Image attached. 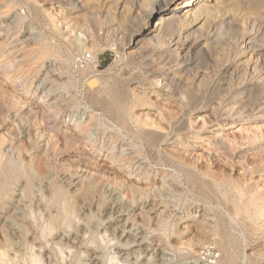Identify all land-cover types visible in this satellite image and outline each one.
Wrapping results in <instances>:
<instances>
[{"label": "bare ground", "instance_id": "1", "mask_svg": "<svg viewBox=\"0 0 264 264\" xmlns=\"http://www.w3.org/2000/svg\"><path fill=\"white\" fill-rule=\"evenodd\" d=\"M8 1H1L0 16L8 17L12 13L14 7L8 5ZM186 1L181 7L179 0H65V4L71 7L66 14L62 8L43 12L55 34L78 42V51L87 62L84 69L76 71L79 76L88 78L78 91L81 99H88L91 103V106H87L88 103L84 106L83 115L87 110L92 109L91 112L96 113L99 109L103 111L104 118L98 113L83 121V115L76 116L79 101L74 102L68 105L72 109L69 123L77 118L76 130L63 131L57 123L56 114L68 113L65 108L54 104L47 111L37 107L31 109V106V111L35 112L31 118L37 123L33 125L37 128L32 129V124L20 114L13 117L10 112H5L14 105L13 101V104L9 101L11 96H8L9 100L1 97L0 127L5 133L0 136V210L14 205L15 214L2 220L4 237H0V264H73V261L78 264H124L130 261L132 253L125 250L138 242L132 230L135 228L146 233L152 220L144 212L147 200L174 197L164 185L169 176L198 200L211 205L208 211L214 212L217 223L213 229L201 228L191 221L179 227V222L170 223L169 217L162 214L159 219L162 222L158 221L162 232L155 230L160 232L158 240L164 248L155 254L139 248L135 254L136 263L147 254L155 264H162L169 256L167 252L182 248L197 254L196 249L200 245L206 248L208 238L215 237V249L220 254L207 255L209 260L215 259L217 264H264V157L257 156L254 162L248 161L251 169L247 173L243 167V177L234 176L230 169L240 151L264 149L262 127L252 126L264 120V113L259 111L264 108V0ZM79 12L83 13L81 16L84 19L91 16L97 22L104 18L111 25L118 20L125 25L135 15L133 18L136 21L132 20L136 29L117 36L108 46L115 52L135 46L142 69L139 68L136 74L126 71L137 66L138 61L134 57L124 59L122 56L118 63L124 67L121 70L122 79L108 76L103 81L99 78L103 75L97 68L96 42L90 41L92 36L83 34L84 30L81 31V28L79 31L75 22L72 23ZM16 21L17 17L10 26ZM4 47L5 44L0 42V52ZM42 51L43 58L49 51L46 48ZM15 54V49L10 52L8 64L15 60L10 57ZM76 59L77 56L68 53L64 61L72 65L76 64ZM114 66L107 71L110 73ZM202 88H205L204 93H200ZM46 93L51 94V91ZM7 106L8 109L5 108ZM146 107L156 110L160 118L153 120L146 114L145 120L135 117L137 109ZM53 110L55 113H50ZM11 117H16L15 127L8 126ZM52 124L55 126H50ZM106 126L116 133L113 140L110 139L111 147L121 139V143L126 142L125 145L115 148L123 150L126 146L136 149L135 157L120 159L122 165L140 163L139 159H142L148 165L139 169L137 175L149 174V178L153 174L150 166L160 167L161 170L155 173V179L160 173L158 181L144 186L136 180L131 182L118 171L112 183L116 188L110 191L104 184L108 182L105 178L101 183V179H91L86 174L79 176L80 170L93 172L85 165L88 160L83 161L82 154L90 146L84 143L83 136H92L96 128L100 131L97 137L102 140ZM231 129L237 131H225ZM182 135H192L195 140L205 137L206 141L213 142L221 155L209 151L205 159L212 165L217 162L225 169L218 172L210 168H196L186 161L179 149L168 151L165 148L167 145L183 148ZM23 138L27 140L23 141ZM43 138L44 143H41L39 140ZM91 145L97 152L102 150L94 143ZM67 155L76 158L74 162L70 159L72 164L63 163ZM126 186L128 192L121 194V188ZM156 186L157 193L152 195L151 190ZM15 198L18 200L15 201ZM137 207L142 211L139 216L136 214ZM104 212H107V219L103 216ZM125 213L127 218L122 222L115 220L111 230L108 225L101 230L107 221L111 224L116 215ZM16 214L19 216L15 219ZM244 229L247 231L244 232ZM188 233L194 234V237L185 241V234ZM147 237L144 236L141 241ZM254 238L258 241L256 246L252 245ZM101 242L109 249H121L114 254L102 253L105 248ZM21 247H24L25 253H22ZM124 256L126 262L124 260L123 263Z\"/></svg>", "mask_w": 264, "mask_h": 264}, {"label": "rangeland", "instance_id": "2", "mask_svg": "<svg viewBox=\"0 0 264 264\" xmlns=\"http://www.w3.org/2000/svg\"><path fill=\"white\" fill-rule=\"evenodd\" d=\"M1 1L5 2L6 0H0V4H2ZM64 1L65 0H61V1L60 0H40V1L39 0H28V1L27 0H9L8 2H6V3H8V5L10 4V6H13L14 8H13L12 13L8 17H3L4 15L0 16V22L4 21L3 24L2 23L0 24V42L1 43L3 42L5 44V47L3 49H1V52H0V57L2 56L0 58V70H1L0 71V86H1L0 87L1 88L0 89V91H1L0 92L1 93L0 99H2L1 98L2 96L5 98L7 97V99L9 98L8 96H11L9 98L10 100L9 99L8 100L10 102L13 101L14 105H12L11 109L9 107V109H10L9 111L7 110L8 106L5 107V108H7V109H4V110H7L5 112H7L8 114L10 112V114H12L11 116H13V117L17 113L20 114L21 115L20 117L23 116V118H25V120L28 121L29 124H32V126L34 125V123H36V121L35 120L33 121L31 118L32 115L35 113V112L31 111V109L33 107H35V108L37 107V109L39 108L41 110L49 111L50 107L55 104L58 107H62V109L65 108V110L68 111V113H66L64 115L58 114V116L56 114V119H57V123L60 124L59 126L61 127V129L63 131H66V130H72V129L76 130L75 126L78 123V121L75 123V120H77V118H74V121H71L69 123V120H70L69 115H70L72 109L69 108L68 105H71L74 102L75 103L78 101L80 102V103L78 102V104H80V105H79V110H77V113H76V116H77V115H83V113L85 111L84 106L87 103H88L87 106H91V103L88 102L89 101L88 99H86V100L81 99V97H79V94H78V91L82 89L81 87H83L86 84L87 79H88V78H84L83 76H79L78 73L76 72L78 69L79 70L84 69L87 66V62H85L84 56L82 55V57H83L82 58L79 51H78V49H79L78 42H75V40L69 41V37L65 36L62 38V36L55 34V31L52 30L53 29L52 25H50L48 23L49 21L47 22V18H45V15L43 14V12L45 10L59 11V9L61 10V8L63 10L65 9L64 13L66 14L71 9V7L66 5ZM103 2H105V1H103ZM186 2H187L186 0H179L181 7L184 6L186 4ZM32 3H33V5H32ZM36 10H37V12H36ZM96 10L98 11L99 8L96 7ZM100 10H101V8H100ZM105 10H106V8H105ZM0 13H1V11H0ZM81 15H83L82 12H79L77 14V16L75 14V16L78 18H76L73 15L74 19H72V23L74 24V22H75L74 25L77 26L76 28H78L79 31L82 28L81 31L84 30L83 34L86 33L88 36H92L93 39H92V37H89L90 41L93 40L96 42L94 44H95V46H97L95 48L98 51V59H99V61H98L99 63H98L97 68H98L99 73L103 75V76H100L99 78H102L103 81H104V79L108 78V76L118 77V78L122 79L121 74H123V72L121 70L124 67L122 65L120 66L118 64L119 63V57H122V56L124 57V59H126L127 57H134V58H136V61H138L137 63L139 64V65L137 64V66L134 65V67L132 66L130 70L126 69V67H125L126 71H129L130 73L136 74V73H138V71H140L139 68L142 69V67H143V66H141L142 62H141V60L139 61L138 56L136 55L137 49L135 48V46L125 47L123 51H118V52H115L114 50H112V48H110L108 46L112 43V42L110 43V41L115 40V38H117V36L118 37L122 36L123 34H125V32L127 30H128L127 32H131V31L136 29V27H134V26H136L134 23L136 21V18H133V17H135V15H132V17H131V20L134 19V22H133V20L132 21L128 20V22L126 21L127 23H124L125 25L120 24V22L118 23L119 20L115 21V23L113 22L114 24L112 23V25H111L110 21H105L104 18H100V19H98L97 22H94L93 17L90 16L89 17L90 19H84V18H82ZM14 17L15 18L17 17V21L15 22V24H13V26L11 25L12 26L11 27L10 24L12 21L14 22V20H15ZM115 25H116V28L114 27ZM123 27H125V28L123 29ZM114 30H116V32ZM108 31H110V32H108ZM113 32H115V33H113ZM31 35H34V36H31ZM16 36H17V38H16ZM52 36H54V38H52ZM107 38H109L110 40ZM106 40H107V42L108 41L109 42L107 43ZM105 42L107 45L106 44L104 45ZM97 43H99V44H97ZM41 48L42 49L46 48L49 51L46 55L43 56V58H42V52L43 51ZM98 48H100V49H98ZM14 49H15L16 54L14 56H10V57H12L11 59L14 58L15 60L8 64V62L10 61L9 60V54ZM39 50H40V52H39ZM68 53H73V55L77 56V59H76L77 65L76 64L69 65V63L64 61V60H66ZM89 55L90 54H88L87 56H89ZM4 57H6V58L4 59ZM39 57L41 59H39ZM81 60L83 62H85L86 64L81 63L82 62ZM114 64L116 66H114V69L109 73L107 70L111 66H113ZM29 71H31V72H29ZM5 75H6V77H5ZM2 82H3V84H1ZM99 83H101V82H99ZM4 85H5V87H4ZM39 85H40V87H39ZM6 87H7V89H6ZM51 88H52V90H51ZM2 89H4V91L5 90L6 91L4 92ZM204 90H205V88H202V90H200V93H204ZM7 91H9V93ZM48 91H51V94L46 93ZM33 92H34V94H32ZM6 93H8V95ZM5 94H6V96H5ZM13 97L14 98L17 97L16 100H14ZM12 98H13V100H12ZM59 100H61V101H59ZM16 101H19V102H16ZM15 103H19L20 105L19 104L16 105ZM23 103H24V105H23ZM26 103H28V104H26ZM22 105L24 108L22 107ZM13 107H15V108H13ZM30 107H31V109H30ZM21 108H23V109H21ZM29 109H30V111H29ZM91 111H92V109L86 111V113L83 115V121L84 120L85 121L90 120V117L92 116V114L98 115V113H99V116L102 115L101 118H104L103 111H101L99 109H98V111L96 110V113H93ZM259 111H262V113H264V108H262ZM14 112H15V114H14ZM24 113H25V115H24ZM50 113H55V112L53 110V111H50ZM145 114L149 115L151 117V119H153V120L154 119L157 120L158 118H160V116H158L159 113H157L156 110H154L152 108H148V107L143 108V109H137L135 117H138V118L141 117L140 119L145 120V119H147ZM13 117H11V120L8 121V126H10V127H15L17 125V122L15 124V120H16L15 118L16 117L15 118H13ZM29 119L31 122L29 121ZM259 121L260 122H256L255 125L252 124V126L262 127V129L264 131V120H259ZM50 126H55V125L52 124ZM36 128H37V126L35 125V127L33 126L32 129H36ZM105 129L107 131H106L105 135L103 136L102 140L100 137H97V136H99L100 131L97 130L96 128L94 129L96 132L94 133V131H93L92 133H94V134L92 136L88 135V136H86L87 138L85 136H83L84 143L86 145H90L89 147H87L88 151L83 152V154H82V156L84 158L83 161L88 160L87 162L85 161L87 164L85 162L84 163H85V165H87L86 166L87 169L89 168V170L91 169V171H93V172L89 171V172L85 173V170L82 172L80 170V175H79L80 177H83V175L86 174L91 179L96 178L99 181L101 179L102 180V181H100L101 183H104V178H105V182H107V181L108 182L104 183V184H107L106 185L107 190H110V191L115 190V188H116L112 185V183L114 182V179L117 177L116 172H118V171L121 172L122 176H126L127 178H129V180L131 182L132 181L135 182V180H136V181H139L144 186H146V185L151 186V184L153 183L152 181H154V180L158 181L159 180L160 173H158V175L156 176V179H155V173L160 171L161 168L156 167V166L154 167V166L149 165L150 168H153L152 169L153 172L151 171L153 174L151 173L152 175L149 178H148L149 174L148 175L144 174V175H140V176L137 175L139 169H144L148 165L147 162L142 161V159H139L140 163L135 162V163H132L131 165H127V166L123 163V165H122L120 159H123L124 157L125 158L135 157L136 156V149H133L131 147L126 148V146H124L123 150L124 149H126V150L123 151L122 149L119 150L118 148H115L117 145H120V147L125 145L126 142L122 141V143H121V139L119 141L121 144L118 142L117 145H113L111 147V145H112L111 140H113L114 136H116V133L111 128H109V126H106ZM225 131H230L233 133V132H236L237 129H231V130H225ZM2 133L4 134L5 131L2 130V128L0 127V136L3 135ZM89 137H90V139H89ZM182 138H184L183 145L184 144L186 145V146L184 145L183 148L180 145L178 147L175 145H174V147H170L167 145V146H165V148L168 151H171L172 148H174L173 150H175V148L179 149V153L181 154V152H182L181 155L183 157L185 156V158L187 160L185 158L184 159L186 161H188L191 165L195 166L196 168L197 167L199 169L200 168L201 169L210 168V169H212L214 171H218V172L223 171L225 169L223 166H221V164L217 165L218 163L216 162L214 165H212L211 163H209L207 161V159H205V157H207L206 153H208L209 151H211V153L215 154V155L220 154L214 148L213 142L210 143V142L206 141L204 139L205 137H202V138L195 140L192 135H190V136L182 135ZM97 139H98V141H97ZM26 140H27L26 138H23V141H26ZM44 140H45V138L40 139L39 141L41 143L42 142L44 143ZM93 143L96 144V146L100 147V149L102 148V150H100V152L95 151L94 147L91 145ZM259 145L260 144L258 143L257 146H259ZM111 148H112V151H111ZM239 153H237L238 154L237 157H234L233 168H230L232 170L231 171L232 174L234 176H237V177L238 176L243 177V174L245 172V170L242 169L243 167H245L247 169V173L250 171L251 166L248 165V163H247L248 161L254 162V160H256L254 158H256L257 156H258L257 158H259V156L264 157V149L258 150V151L252 150V149L251 150L246 149V150H242V152L240 151ZM202 155L204 156V158L202 157ZM90 156L92 158L94 157L93 158L94 161L92 160V158ZM222 157H224V154ZM70 159L72 162H74V160L76 158L73 159V157L67 155V156H64L62 161L64 164L66 163L67 165H69V164H72ZM95 161H98L99 163L95 162ZM84 167L85 166H83V168ZM99 167H101V168H99ZM94 170H96V171H94ZM165 170H168V169L166 168ZM102 171H104V173ZM100 172L103 173V175ZM100 174L103 177L100 176ZM94 175H96L98 178ZM114 175H116V177ZM109 177H110V179H109ZM254 177H255V179H258L257 175H255ZM88 178H87V180H88ZM164 185H165V187L169 188L173 192L171 195H174V197L173 196L157 197V198L153 197L152 199L147 200V204H146V208H145L144 212L148 213L150 215V217H152L151 223L149 225V228L146 229V230H148V231H145L146 233H141L142 231H140V230L138 231V229H135V228L132 230V231H134L133 233L137 235L138 242L134 243L129 248V250L128 249L125 250L127 253H132L131 254L132 256H130L131 258L129 257L130 261L128 260L127 262H126V260H125L126 258L124 256L122 258V262L124 260H125L124 262H126V263L123 262L124 264H155L152 260H150V259H152V257L150 255L148 256L147 254L143 255V257H141L138 260V262L136 263L135 254L139 248H143L147 251V253H151V254L152 253L155 254L157 251L162 250L164 248L162 246V243H160L158 240V239H160L158 237L159 236L158 233H160V232H158V231L161 230V232H162V229H161L158 221L162 222V220H159L162 218V217L160 218V216H162V214L164 215L163 217H169L168 221L170 223H178L179 222V227L182 226L183 223H185L187 221L194 222L196 225H198L201 228L208 227V228L213 229L215 227V225L217 223V219L214 216V212L208 211L210 209L211 205H207L202 200H200V199L198 200L197 197L193 196V194L190 193L189 191H185L183 188H181V186H179L177 181L174 178H172L171 176L167 177V180H165ZM126 187L125 188L122 187L121 188L122 191L120 189H118L121 191V194L128 192V186H126ZM157 188H158V186H156L155 188H153L151 190L152 195H155V193H157ZM185 193H186V195H185ZM123 198L126 202L125 196ZM17 200H18V198H15V201H17ZM13 206L14 205L8 206L3 211L0 210V237H4L3 233H2L3 227H4L2 220L5 219L6 217L10 216V215L15 214V212L13 210ZM136 210H137L136 214L139 216L140 213L142 212L141 208L137 207ZM107 212L103 213L104 214L103 216L105 219L108 218ZM17 215L18 214H16V216H14V218L15 217L18 218L19 215L18 216ZM120 218H122V219H120ZM125 218H127L126 213L122 214V215L118 214L115 216V219L112 222L113 224L112 223L108 224L109 221H107L101 227V230L105 227V225H108L107 227L110 229L112 225L116 224L115 220H117L118 222H122ZM182 218H184V220L180 221V219H182ZM132 219L130 220L131 222L129 221L130 224L133 221ZM94 222H96V221H94ZM158 228H160V229H158ZM155 229H157L158 231ZM237 229L240 230L241 228L238 227ZM154 231H156V232H154ZM243 231L245 232L247 230L244 229ZM148 232H149V235L147 237L146 234H148ZM144 236L147 237V239L141 241V239H143ZM191 237H194V234L193 235H190L189 233L185 234L184 240L186 241V240L190 239ZM196 237L198 238V234L196 235ZM110 238H112V236ZM99 239L101 241L102 237L99 236ZM215 240H217V238L209 237L207 240L208 243L206 242L207 247L208 248L210 247L209 250L206 249L207 247L204 248L203 246L200 245L196 249V251L198 252L197 254L191 253L188 249H183V248L175 250L174 252L173 251L167 252L169 254V256L165 260V263H162V264H196V260H197L198 264H217L215 259L213 260L210 258V260H209V257H207V255H210V254L213 256V253H215V252L220 254V252L215 249L216 248V245L214 244ZM257 242H258L257 238H254L252 241V243H253L252 245L256 246L258 244ZM103 244L104 243L101 242L102 247L105 248L106 250L102 249L101 251H102V253H105V254H109V253L114 254L121 249V248L120 249L115 248L116 250L109 249L108 246L107 247L105 246L106 244H104V245ZM114 244H115V242L112 243L111 245H114ZM209 244H212V245H209ZM23 248L24 247H21L20 250L23 251V252L21 251L22 253H25L26 251ZM250 249L251 248H249V251H251ZM205 252L207 254L202 256V254ZM200 255H201V257H200ZM27 256L29 257V255H27ZM27 256H26V259L28 258ZM148 260H150V262H147ZM28 261L30 263V259ZM211 261H212V263H211ZM55 263H57V262H53V264H55ZM68 263H70V259H68ZM73 264H78V263L73 261ZM84 264H86V263H84ZM111 264H113V263H111Z\"/></svg>", "mask_w": 264, "mask_h": 264}, {"label": "built area", "instance_id": "3", "mask_svg": "<svg viewBox=\"0 0 264 264\" xmlns=\"http://www.w3.org/2000/svg\"><path fill=\"white\" fill-rule=\"evenodd\" d=\"M81 61H82V60H81ZM85 62H86V61H85ZM85 62H83V61H82L81 63H84V64H86Z\"/></svg>", "mask_w": 264, "mask_h": 264}]
</instances>
